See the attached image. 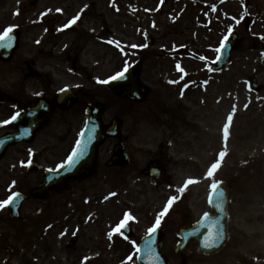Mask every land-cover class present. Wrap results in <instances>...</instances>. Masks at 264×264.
<instances>
[{
	"label": "rangeland",
	"instance_id": "374dc122",
	"mask_svg": "<svg viewBox=\"0 0 264 264\" xmlns=\"http://www.w3.org/2000/svg\"><path fill=\"white\" fill-rule=\"evenodd\" d=\"M62 1L60 7L65 10L62 17H82L84 31L93 32L90 38L88 34L85 38L95 44L94 50L88 53L90 60H94V55L102 57L97 66L99 72L95 73L99 78H107L128 67L138 57L146 58L147 53L128 54L120 49L139 42L148 44L140 32L146 31L153 38V52L141 62L140 80L149 88L153 99L160 96V103L177 94L172 87L164 85L168 80L180 82L181 90L187 89L188 96L197 98L199 103L189 106L184 126L173 135H180L191 148L212 146L214 150L209 152L214 153L216 149L215 163L224 152L216 179H236L230 208L232 234L220 255H240L241 264H264V54L261 51L264 0H152L153 27L141 31L135 30L128 8L126 13L119 12L122 6L129 7L126 0ZM246 14L252 21L248 32L242 27ZM21 17L30 16L21 13ZM229 32L241 35V43L232 53L231 65L220 75H212L208 71L209 62L217 58V49ZM175 46L181 47L180 52H174ZM35 54L51 55L46 63L52 64L65 62V56L68 58V53L60 50L51 54L25 51L21 57L29 59ZM75 55V51L70 54ZM42 71L55 76V69L44 67ZM247 76H255L263 90L259 93L249 90L245 83ZM115 112L116 109L107 112L105 124ZM229 116L232 120L225 139L224 128ZM126 119L129 121V117ZM140 125L139 135L149 143L146 149L170 135L157 129L156 124L142 122ZM191 127H197L200 132ZM45 152L42 151L41 164L52 166L57 160ZM206 158L209 159V154L204 151L196 155L194 160L201 168L189 165L190 169L205 170ZM189 167L186 166V171ZM198 178L193 189L204 191L200 182L204 174L200 173ZM7 182L0 177V201L4 199ZM37 183L21 174L22 193H28ZM116 189L115 175L105 171L103 177L76 185L61 195L52 194L45 201L27 199L21 209V225L12 223L7 210L0 209V264H136L135 245L130 247L128 241L114 234L119 217L126 215L114 199ZM127 207L136 217L129 226L133 239L137 240L153 215L145 212L144 205ZM140 219L147 223L141 224ZM72 235L78 243L67 250L65 245ZM171 262L178 264L177 260Z\"/></svg>",
	"mask_w": 264,
	"mask_h": 264
},
{
	"label": "flooded vegetation",
	"instance_id": "af4514ba",
	"mask_svg": "<svg viewBox=\"0 0 264 264\" xmlns=\"http://www.w3.org/2000/svg\"><path fill=\"white\" fill-rule=\"evenodd\" d=\"M126 4L129 7L122 6L119 12L126 13L128 8L135 30L152 29V0H126ZM62 5V0H0V33L9 27L14 29L10 34L11 47H0V145H8L0 159V177L8 180L3 193L8 197L21 194V174L23 178L32 177L37 181L42 178L41 171H27L33 169L30 165L41 164L43 150L52 155V160H57L52 166L48 165L51 169L65 164L85 127L89 108L101 123L107 112L116 109V136L97 147L95 173L82 183L103 177L105 171L112 172L117 185L114 199L118 208L131 212L127 205H144L145 212L153 215V219L147 222H154V225L159 217L161 224L158 229L164 255L169 259L174 256L178 264H231L234 256L228 253L220 255L222 251L213 255L202 254L197 250V243L191 240L187 243L186 258L176 256L172 251L173 247L182 243L180 231L190 229L202 218L213 215L208 199L211 185L217 182V175L215 172L209 177L208 172L216 161V149L212 153L209 152L214 150L212 146L208 149L191 148L180 135H173L184 126L187 118L185 112L189 106L199 103L197 98L188 96L185 90L180 92L181 86L168 80L166 85L177 94L167 98L164 103H160L158 95L153 99L149 88L140 80V70L141 62L153 52L151 49L155 41L146 31H142L139 35L148 44L139 42L132 46L123 45L120 49L128 54L147 53L146 58L138 57L134 62L139 66L138 82L144 88L145 96L140 100L116 97L112 101L113 91L107 89L103 83L105 80L95 74L99 72L97 66L101 64L99 59L102 57L94 55L91 61L88 54L95 47L94 42L89 41L93 32L84 31L82 17L71 27H66L74 17H62L65 11L60 7ZM21 13H27L30 17H21ZM94 20V17L90 18L92 23ZM87 34L89 38H85ZM34 50L38 54L60 50L61 53H68V58L65 56V62L52 64L46 63L51 55L35 54L29 59L21 57V53ZM74 51L76 55L71 57ZM44 67L55 69V76L43 72ZM135 97H140L139 93ZM211 112L213 118L214 111ZM13 116H16L15 120ZM142 122L156 124L157 129L170 135H165L162 141L146 149L149 143L139 135ZM191 130L199 131L197 127H191ZM121 146L128 164L106 169L105 165L114 150ZM203 151L209 154L203 168L206 169L194 172L189 165L201 168L194 158ZM85 153L90 161L92 153ZM186 166L189 167L188 171ZM200 173L205 175L200 182L206 191H194L196 183L186 186L187 178L198 182ZM205 182L209 184L205 185ZM82 183H69L61 194ZM173 197L175 201L168 213L160 217L159 214ZM231 205L232 197L229 211ZM230 230L229 225L228 235L232 234Z\"/></svg>",
	"mask_w": 264,
	"mask_h": 264
},
{
	"label": "water",
	"instance_id": "95a60500",
	"mask_svg": "<svg viewBox=\"0 0 264 264\" xmlns=\"http://www.w3.org/2000/svg\"><path fill=\"white\" fill-rule=\"evenodd\" d=\"M249 18L246 19L245 27L248 28L249 25ZM240 37L237 35H233L230 39L227 40L225 46L220 51V58L217 60V62L211 64V71L212 72H220L223 70L226 66H228L231 63V52L235 49V47L239 44ZM136 76H137V68H133L132 71L124 76L123 78L119 79L117 82L113 81L109 84L112 88H117V86L120 88H124V91L116 90V93L119 96L126 97L129 99H133V95L131 92L130 87L136 83ZM251 86L255 91L259 90V88L255 87L254 77L247 78ZM95 128L99 129V125L96 122L94 118L89 119V123L86 127V130L84 131L81 140L79 143L86 144V150L92 148V146H96V144H99L102 142L106 137L113 136L116 128V123L113 121L111 123V126L107 132L101 131L100 129L97 131ZM91 137V138H90ZM84 151V152H85ZM124 157L120 154L116 156V162L118 164H121L122 166H125L127 164L126 161L123 159ZM92 167V164H88L87 160L84 156H81L76 160V163H74L71 167L68 166V164L61 169L59 172L52 173L49 172L45 175V178L42 182V184L33 191V196L36 198H43L46 196L47 191L49 188H54L57 185V180H67L69 178H81L83 179L86 176H89L90 172L89 169ZM220 190L223 192V197L217 199L214 197L213 192L211 195V204L215 210V217L211 220L212 227L210 229L205 228V226H202L201 229L203 230L200 235L196 234L199 238L202 236V233H205L207 230L208 234L207 237H211L213 234H215L218 230H223V237L218 242V246L222 244L225 240V226H226V205H227V195L231 189V183H219ZM22 197H21V203H22ZM219 203L220 207L217 208V204ZM19 201L16 202L15 210L19 209ZM17 215V214H16ZM75 243V239H71L70 243L68 244V247L73 245ZM143 248H141L140 257H139V264H167L166 260L160 259L156 253H159V245L151 244V246H148V243L145 242L143 244ZM201 247H204L203 245H200ZM216 247L212 248H205L207 252L213 251ZM142 247V246H141ZM154 254V257H153Z\"/></svg>",
	"mask_w": 264,
	"mask_h": 264
},
{
	"label": "snow or ice",
	"instance_id": "6c2138e0",
	"mask_svg": "<svg viewBox=\"0 0 264 264\" xmlns=\"http://www.w3.org/2000/svg\"><path fill=\"white\" fill-rule=\"evenodd\" d=\"M78 19H79V16L75 17L72 21L69 22V24L66 27H71L73 24H75L77 22ZM13 31H14V29L9 27L3 33H0V47H11V36H10V34ZM230 34H231V32H229V35ZM228 38H229L228 36H225L224 37V41H227ZM262 39H264V37H262ZM224 46L225 45L222 42L221 47L218 48L217 51L218 52L221 51V49ZM177 67L179 68V66H177ZM125 71H126V69H125ZM123 76H124V72H121L119 74V76H114V77H112V79H118V78H121ZM103 83H107V81H103ZM17 115H19V114H17ZM12 119L15 120L16 116H13ZM231 120H232V117L229 116L228 117V124L224 128V137H225V139H227V137H228L229 126L231 124ZM86 147H87L86 144H81L79 142L77 143L76 149L73 151L72 156L69 157V161H68V166L69 167H71L74 163H76V160L79 157L83 156L84 151L86 150ZM224 155H225L224 152L220 153V160L223 159ZM220 160H218L216 163H213L211 165V168L209 169V172H208V176L209 177H212L215 174V172L218 170V168L220 167ZM60 167L63 168L64 165H61ZM194 183H197V181L190 179V180H188L186 182V186L190 185V184H194ZM211 189H212V192H213V195H214L215 198L219 199V198L223 197V192L220 190L219 184L213 183L211 185ZM14 199H15V195L10 197L6 201L0 202V209H3L5 207H7L8 205H10L14 201ZM174 201H175V197H173L172 199L169 200L168 206L165 207V209L159 214L160 217H163V216H165L168 213V211H169V209L172 206ZM219 207H220V205L218 203L217 204V208L219 209ZM130 219H131V216L126 214L124 222L121 223V225L116 229V231L119 232L125 226L127 221L130 220ZM160 224H161V220L158 217L156 219L155 226L149 229L150 234L151 233H155L157 231V229L159 228ZM222 237H223V230L220 229L215 234H213L211 237H206L203 246L205 248L216 247V246H218V242L222 239ZM109 239H111V235H109ZM151 244H152V241H149L148 242V246L150 247ZM153 257H154V254H153Z\"/></svg>",
	"mask_w": 264,
	"mask_h": 264
}]
</instances>
